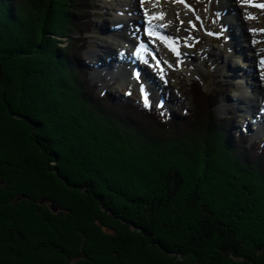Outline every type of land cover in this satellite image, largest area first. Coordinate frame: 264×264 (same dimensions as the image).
<instances>
[{
  "label": "trees",
  "instance_id": "trees-1",
  "mask_svg": "<svg viewBox=\"0 0 264 264\" xmlns=\"http://www.w3.org/2000/svg\"><path fill=\"white\" fill-rule=\"evenodd\" d=\"M96 8L0 0V264H264V144L217 114L229 86L182 116L101 91Z\"/></svg>",
  "mask_w": 264,
  "mask_h": 264
},
{
  "label": "rangeland",
  "instance_id": "rangeland-1",
  "mask_svg": "<svg viewBox=\"0 0 264 264\" xmlns=\"http://www.w3.org/2000/svg\"><path fill=\"white\" fill-rule=\"evenodd\" d=\"M162 1L168 2L95 0L97 12L94 31L88 34L89 47L84 52L91 66L92 81L101 82L100 90L110 89L118 99L145 103L147 97V105H151L161 114L176 111L180 116L193 109L191 86L194 81L202 83L201 86L206 92L219 91L223 85H228L230 91L222 97V102L216 108L217 114L224 116L234 108L235 112L241 115L236 126L264 144V6H261L264 5V0H232L230 3L228 0H186L188 5L184 6V11L179 10V5L174 2L163 6ZM223 2L233 4L231 10H237L238 6V19L242 18L240 22L243 36L236 37L235 30L239 31L241 26L238 21L229 20L228 24L225 22ZM137 5L141 6V13L134 16ZM129 10L134 16L131 17V22L124 17ZM118 14L122 15L121 19L113 20ZM185 17L186 21L183 19ZM149 18L152 20L147 21ZM151 21H154L158 28H165V37H168L167 34L172 39L174 37L172 41L176 45L169 47L160 39L162 35H158L154 30L155 39L159 43H155L151 38L152 46L149 42L150 45L144 49L146 54L149 53L147 49L151 48L154 53H157L158 49L162 59L158 60L156 66L149 64L150 68H147L138 62L137 76L133 75V72L130 76L131 68L134 67L130 66L131 62L134 64L136 60L134 57V61H129L118 70L120 67L116 66V62H110L113 56L123 52L120 47L123 43L111 39L112 44L104 45L103 39L107 38L109 32L114 31L113 27L119 25L114 24L116 22L123 25L124 32L120 39L124 41L128 38L126 35L131 34L129 30L143 31ZM184 26L186 28L182 32L181 27ZM144 40L142 42H145ZM137 41L140 42L138 37ZM159 44L166 57L161 55ZM173 48L176 51H173ZM183 48H187L186 52H183ZM100 56L104 59L103 62L98 59ZM144 74H150V80L154 83L152 86L158 88V92L155 90L156 93L152 94L150 90L147 92L143 89L147 82ZM150 93L153 97L149 96ZM159 96L164 100H157Z\"/></svg>",
  "mask_w": 264,
  "mask_h": 264
},
{
  "label": "bare ground",
  "instance_id": "bare-ground-1",
  "mask_svg": "<svg viewBox=\"0 0 264 264\" xmlns=\"http://www.w3.org/2000/svg\"><path fill=\"white\" fill-rule=\"evenodd\" d=\"M229 1V3L232 1V0H228ZM233 1H236V0H233ZM171 2H174V3H176L177 5H179V10H183L184 11V5H188V3H187V1L186 0H168V2H166V1H162V4H163V6L164 5H166L167 3H171ZM143 5H146L145 3H142ZM232 5V7H233V4H231ZM231 5H229L228 3H226V2H223V9H224V11H225V14H224V20H225V22H227V24H228V21L229 20H231V21H238V24H241V26H240V30L239 31H237V30H235V33H236V37L238 38V36H243L244 35V31H243V28H242V18L240 19H238V6H237V10H236V8L234 9V10H231ZM231 7V8H230ZM141 6L140 5H137V12H134V16L136 15V14H138V13H141ZM229 10H231V11H229ZM122 14V13H121ZM239 14H240V11H239ZM118 15H120V14H118ZM118 15H116V16H114V18H113V20H115L116 18H118V20L119 19H121V16L122 15H120V16H118ZM124 16V15H123ZM133 16V13H132V11L131 10H129L128 12H126V15L124 16L125 17V19L126 20H128L129 22H131V21H133V19L131 18V17H134ZM147 18V17H146ZM123 19V18H122ZM185 21H186V19H187V17H185V18H183ZM148 20H152V18H149V19H147V21ZM241 21V22H240ZM127 22V21H126ZM141 22V21H140ZM230 22V21H229ZM114 24H119L117 27L115 26V27H111L114 31L113 32H109L108 33V35H106L107 36V38H104L103 39V42L105 43L104 45H109V43H111L110 42V40L111 39H114V40H116V42H119V43H123V45L121 44L120 45V47L122 48V53H120V54H118V55H116V57L115 56H113L114 58L112 59V61L110 62L111 64L112 63H114V62H116V66H118V67H120V68H118V70H121V68L123 67V65H125V64H128L129 63V61H131V60H133L134 61V57L137 55V57H138V59H136L134 62V64H133V62H131V65L130 66H134L133 68H131V74H130V76H132V72H133V75H136V72L138 71V69H137V67H138V62L140 63H142L141 64V66H146L147 68H150V65H155L157 62H158V60H161L162 58H160V56H159V53H158V49H157V53L155 52H152V49L150 48V50H148L147 49V51L149 52L148 54H146L145 53V47H147V45L149 44V42H150V44H151V42H155V43H159L155 38V33H154V30L156 31V33L158 34V35H162L163 37H165V28H163V27H161V28H158L157 26H156V24H155V22L154 21H151L150 23H148V25L146 24V28L145 29H143V31H139L138 29L136 30V29H134V31L133 30H129L130 32H131V34L129 33V34H127L126 36H128V38H124L125 40L124 41H122V39H120V36H122V32H124V29L122 28L123 27V25L121 24V22L120 23H118V22H116V23H114ZM150 24V25H149ZM151 24H153V27H151ZM130 27V26H129ZM238 28H239V26H237ZM131 28V27H130ZM185 28H186V26H184V27H181V31L183 32L184 30H185ZM238 28H236V29H238ZM119 30H121V31H119ZM240 33V34H239ZM148 34V35H147ZM167 36L169 37V35L167 34ZM137 37L139 38V40H140V42H138L137 41ZM168 37H166L167 38V42H166V44H171L172 46H175L176 45V43L175 42H173V41H169V39H168ZM171 37V36H170ZM151 38H152V40L153 41H151ZM174 38V37H173ZM143 39H145L144 41L145 42H142V40ZM147 39V40H146ZM150 39V40H149ZM179 39V38H178ZM149 40V41H148ZM109 41V42H108ZM132 41H133V44H132ZM112 44V43H111ZM114 44H117V43H114ZM113 44V45H114ZM149 44V45H150ZM134 45H136V47L134 46ZM151 46H152V44H151ZM153 46H154V44H153ZM105 48H108V46H104ZM140 51V52H139ZM159 51H160V53H161V55H163L164 57H166L167 55L165 54V52L161 49V45L159 44ZM138 54H141V55H138ZM98 59L101 61V62H103L102 60H104L103 58H102V56H100V57H98ZM144 60H146L147 62H144ZM114 61V62H113ZM149 61H151V62H154V63H149ZM127 62V63H126ZM144 62V63H143ZM105 63H106V61H105ZM150 64V65H149ZM156 66V65H155ZM159 66V65H158ZM144 71L145 70H143V73H144ZM145 75V78H146V80H147V82H146V84H145V86L143 85V89L145 90L146 89V91L148 92V90H150V92L152 93V94H154V92H155V90H157V92H158V88L156 89V87H153L152 86V84H154V83H152L153 81H151L152 80V77H150V74L149 75H147V74H144ZM137 76V75H136ZM126 78H128V77H126ZM151 79V80H150ZM150 87H153V89H151ZM151 93L149 94V96L151 95ZM156 93V92H155ZM150 97H153V96H150ZM161 96H159L158 97V99L157 100H161V99H163V98H161ZM259 99V98H258ZM164 100V99H163ZM161 102V101H160ZM263 102H264V97H263ZM264 104V103H263ZM264 110V109H263Z\"/></svg>",
  "mask_w": 264,
  "mask_h": 264
},
{
  "label": "snow or ice",
  "instance_id": "snow-or-ice-1",
  "mask_svg": "<svg viewBox=\"0 0 264 264\" xmlns=\"http://www.w3.org/2000/svg\"><path fill=\"white\" fill-rule=\"evenodd\" d=\"M261 6H264V5H261ZM162 18V17H161ZM160 39H162V40H165L166 42H167V38L166 37H160ZM169 47H172V45L171 44H169ZM173 51H176V49L175 48H173ZM177 54H179V53H177ZM145 103L147 104V97H145Z\"/></svg>",
  "mask_w": 264,
  "mask_h": 264
},
{
  "label": "water",
  "instance_id": "water-1",
  "mask_svg": "<svg viewBox=\"0 0 264 264\" xmlns=\"http://www.w3.org/2000/svg\"><path fill=\"white\" fill-rule=\"evenodd\" d=\"M87 55V54H86ZM52 209H53V211L55 212V213H57L59 210H60V207H58V205L57 204H53V206H52Z\"/></svg>",
  "mask_w": 264,
  "mask_h": 264
},
{
  "label": "flooded vegetation",
  "instance_id": "flooded-vegetation-1",
  "mask_svg": "<svg viewBox=\"0 0 264 264\" xmlns=\"http://www.w3.org/2000/svg\"><path fill=\"white\" fill-rule=\"evenodd\" d=\"M184 6H185V5H184ZM168 39H169V41H172L174 38L172 39V37L169 36ZM175 39H176V38H175ZM186 49H187V48H183V52H186Z\"/></svg>",
  "mask_w": 264,
  "mask_h": 264
}]
</instances>
